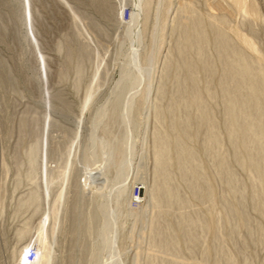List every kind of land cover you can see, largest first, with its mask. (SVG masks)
<instances>
[{
    "label": "rangeland",
    "instance_id": "1",
    "mask_svg": "<svg viewBox=\"0 0 264 264\" xmlns=\"http://www.w3.org/2000/svg\"><path fill=\"white\" fill-rule=\"evenodd\" d=\"M101 1L0 0V264H17L13 255L21 243L30 244V249L38 250L36 237L47 216L45 227L48 230L47 235L55 259L53 264H108L104 255L106 230L102 224L101 214L92 224L89 222V214L101 203L100 191L93 187V178L100 171L111 184L114 180V171L121 165L120 139L123 129L111 122L109 114L115 103L113 101L120 99L123 92L121 91L123 87L120 85L118 87L117 84L126 69L125 29L127 30L130 18L127 19L125 14L127 10L133 11V0ZM180 1L168 0L167 2L171 3L169 4L153 0L150 19L144 31L146 34L143 41L146 42L143 43L146 45L142 44L140 52L142 54L146 52L144 57H150L151 62H147V67L150 69V79L154 82L148 96H137L133 103L137 127L136 134L134 133L131 173L135 176L117 207L120 216L116 226V251L118 254L122 253V262L125 264L137 262L136 259L139 257L137 264H152V262L166 264L167 260H174L178 256L179 261L184 259L181 261L183 264H204L205 260H207L205 264H215L218 260L228 264H264V208L263 212H260L255 207L253 189L256 185L253 176L242 165L240 166L237 157L235 160L232 145L226 135V128L223 127L225 109L218 87L222 67L212 44H208L206 50L208 49L207 53L214 62L213 86L216 91L214 99H209L205 91L207 76L205 71L199 68L200 62L196 58V52L189 49L188 56L194 64L195 62L198 64H195L198 66L196 69L198 73L195 74L198 84L196 85L217 121L222 136L220 146L229 162L228 165L230 164L240 182L242 196H234L226 183V177H223L220 171L217 172L219 168L216 164L213 165L214 163L209 161L203 149L204 130H199L194 125L190 131L191 136L182 137L194 148L197 159L203 164L205 177L204 180L199 181V185H204L200 186L204 189L205 184L210 183L213 199L209 201L208 198L193 197L192 191L181 179L179 167L171 164L170 172L173 171L171 173L173 181L176 186L178 185L182 197L190 204L182 211H177L176 208V211L174 208L171 209L162 220L166 223L168 219L166 224H172H168L172 227L169 229L171 237L175 238L177 233L181 234H177L175 238L180 243L179 245L177 243L179 252L177 253L178 250H176L169 253L162 248L160 250L158 244L151 239L152 220L156 213L151 197V190L156 181L153 172L155 167L153 133L160 128L165 130L166 134L169 133L170 138L175 137V128L168 127L173 121L167 112L168 107L175 104L171 103L177 90L175 83L178 80L175 78L185 79L176 53V44L179 39L177 37H180L181 31L173 29L171 21L174 8L180 4ZM206 1H191L194 9L196 8L195 10L201 14L198 15L200 21L204 18L203 24L206 22V13H208ZM250 1L256 5L258 17L252 14L249 15L250 18L245 17L231 3L226 10L231 6L233 8L227 10L228 12L225 10L228 14L225 16L229 25L233 27L246 26L251 20L255 32L254 40L256 41L254 42L259 52L250 53L247 50L245 52L246 54L249 52L252 58L262 57L261 63L264 68V0ZM75 13L80 18L75 19L77 21L73 20ZM161 15L165 19H160ZM260 16L261 20H259ZM85 17L86 21L81 20ZM88 18L92 20L91 23ZM88 23L89 28H86L91 37L85 31ZM91 24L96 25V28ZM80 32L83 33L81 38ZM87 42L90 45H87ZM81 45L90 47L80 50ZM89 49L91 54L88 52ZM165 50H170L171 71L169 70L167 77L162 78L164 98L158 96L156 87L163 71L161 61L168 53ZM80 51L88 52L91 57L89 55L82 57ZM117 87L119 90H115ZM189 89L190 85H187L186 90L189 91ZM187 91L186 95H188ZM174 110V118L177 120L184 117L196 120L197 112L193 107L184 109L174 105ZM158 112H161L162 116L165 115L161 127L155 117ZM79 126H82L81 129ZM99 139H104V145L102 141V143L98 142ZM99 147L102 148L101 153L98 152ZM110 147L112 148L109 149ZM173 148L174 146L169 148L170 156L172 162L177 164L176 152ZM93 152L103 155V159L107 152H110L111 159L107 173L106 169L101 170H104L108 159L101 161L105 165L101 163V166L99 163L101 169L99 166V168L96 167L97 164L87 168L86 164L95 160L92 156ZM32 159L35 161L34 169L30 167ZM103 165L104 168H102ZM51 179L54 181L50 183ZM136 187L144 188L143 200L140 204L132 200V192ZM33 193H36L38 198L34 202L30 198ZM48 193L51 201L48 200ZM63 199H66L65 204ZM226 202L242 205L246 217L248 216L250 220L248 227L240 225L239 220L233 215L226 214ZM183 211L190 214L200 213L206 218L207 226L209 225L207 231L197 232L199 242L193 251L190 250L182 232L175 231L179 228L174 225L181 223V217L180 215L178 217V214ZM90 227L92 229H89ZM134 253L136 255L142 253V255L139 257L134 255L135 259ZM171 253H176L177 256L174 257L176 254ZM124 257L126 259L123 260Z\"/></svg>",
    "mask_w": 264,
    "mask_h": 264
},
{
    "label": "bare ground",
    "instance_id": "2",
    "mask_svg": "<svg viewBox=\"0 0 264 264\" xmlns=\"http://www.w3.org/2000/svg\"><path fill=\"white\" fill-rule=\"evenodd\" d=\"M159 1L161 3H165V2L169 3L170 2V1L167 2L168 0L167 1L166 0H159ZM191 1L192 0H181L180 4L174 8L173 19L171 18L172 16L170 17L172 19L171 21L173 23L172 26H174L173 29L176 28L177 30L179 29V31H181V34H179L180 37H177L179 39H178L177 44H176V48H177L176 53H177V57L179 59V60L177 59L179 61V63L178 62L177 63L180 65L179 67H180L181 71H184V75H185L184 76L185 79H183V80L182 79L180 80V78L179 79L175 78V80L176 79L178 80L177 83H175V84H177L176 85L177 90H176V94L173 95L174 96V98L172 99L173 102L171 100L170 101L173 104L175 103L174 105H177V107H180V108L182 107L184 109H187V108L191 109V107H193L194 111L196 109V112H197L196 120L192 119L193 120L192 121L190 117H184L183 119H178V120L175 119L174 117H175V110L176 109L174 110V105H173L171 107H168L167 113L170 115L169 117H171V119L173 121V122L171 121L172 123L169 122V123H171V124H169L171 126L168 125V127L169 128H171V127L175 128V130L173 129L174 133L176 132L175 137L173 136V138L172 137L170 138V136H169L170 134L169 133L166 134L165 133L166 131L162 130L160 128L156 129L155 132L153 133V150H154L153 153H154V163H155V165H154L155 167H154L153 172H154L156 181L154 182L153 189L151 190L152 192L151 191L150 192H151V197L153 200V205L156 208V210H155L156 213H155L153 220H152V230H151L152 231L151 232L152 238L151 239L153 240V242L158 244V246L160 247V250L162 248L165 251L166 250L169 251V253L172 251L176 252V250H178L177 253L179 252V247H177V246L180 243H178L175 238L181 234H178L176 232L178 234V235L176 234L177 235L176 236L175 232L172 230L174 232L175 238L171 237L172 235L169 231L171 226L169 227L168 224L169 225H172V224H170V223L166 224L168 219H166L167 221L164 220V221H166V223H164L162 221L163 217H165L164 215L167 212L171 211V209H173V208H174V210L176 208L177 211L178 210L182 211V210L186 209L188 207V205H190L188 200H186L182 197V195L179 192L178 185L176 186V184L174 183L175 181H173V177H172L173 174L171 176V173L173 171L170 172V170H172L171 164H174L177 167H179V170L181 172V173L180 172L179 173L182 176L181 179H183L184 182L186 183L185 186L188 185V187L190 188V191H192L191 193H193V197H195L196 199L208 198L209 201L213 199V197H212L213 196L212 195L213 190H212L211 184L207 183V185H206L204 183L205 184L204 189L202 188L204 185L201 184L202 187H200L201 185H199L200 184L199 181L204 180V177H205V176H203V168H202L204 166H202L203 164L200 163L201 161L197 159L198 156L196 155V151L194 150V148L191 147L189 144H187L185 139H183V137L188 138L189 135L191 136L190 131L194 125L199 130H202V129L204 130L205 136L203 139V141H204L203 142L204 143L203 149H204V152L207 155L209 161L214 163L213 165L216 164V166L219 168V170H217V172L220 171L219 173H221L223 177L224 176L226 177V180H227L226 183H228L229 189L234 194V196H242V191H241L242 188H241L240 182H239L236 174H234L233 169H231L232 167H230V164L228 165L229 162L227 161V158L224 154V151H222V148L220 146V144H222L221 143V141H222L221 137L222 136H221L220 130L218 129L219 126L217 124V121L213 117V114H212V111L209 107V104L207 103V101L204 99L201 92L197 88L198 84L196 82V75L195 74H196V72L198 73V71H196V69H198L197 68L198 66L195 65V64H197L196 62L194 64L192 62L193 60L189 59V56H188L189 49H193L196 52L195 55H197V57L196 56L195 57L197 58V60H199L200 63L198 61L197 62L201 66V67L199 66V68H202L206 73L207 83H206L205 91H207V94H208L207 96L210 97L209 99H214V97H216V91H215V88L213 86V76L215 75V73L213 75V72H214L213 64H214V62H212L209 54L207 53L208 49L206 50V48H207L208 44H212L214 49H215V52H216L215 54L218 56L217 58L219 59V64H221V67H222V71H221L222 76H221V78L219 77L220 79L218 82V87H219V90H220L221 95H222V100H223L224 109H225V115H224L225 120L223 121L224 122L223 127L226 128V133H227V134L226 133L225 134L228 135L229 142L232 145L234 155H235V160L237 157V159L240 163V166L242 165V167L247 169L251 173V175L253 176V179H254L253 181H254V184L256 185V187H254V189H253V199L256 203L255 207H257V209L260 212H263V208H264V68H263L262 63H261L262 57L259 59V58H255L253 56L255 58L254 59V58H252V56H250L248 54L249 52L247 53L249 56L245 52V50L250 51V53L251 52L252 53L259 52L257 47L255 46L256 45L254 42V41H256V40H254L255 39V37H254L255 32L253 30L251 20H250V22H248V25H246V26L244 25V26H234L233 27V26L229 25V21L227 22V19H226L227 16H225L226 11L229 10L230 8H233L231 6L230 8L228 7V9L226 10V7L229 6L231 3L236 8H238L243 13V15L245 17L248 18L250 14H252L253 16L256 15L258 17L259 15L257 13L256 5L250 0H207V1L205 0L207 2L206 8H208V10H207L208 13H206L207 11L205 12L207 14V16L204 15V17L206 16L207 18H206L205 24H203L204 18H202L201 19L202 21H200V17L198 16L200 14V12L198 13L197 10H195L196 8L194 9V7H193L194 5ZM193 2H194V0H193ZM152 3H153V0H133V3H132L133 4V11L131 12V10H130L131 17L129 19V24H127L128 27L126 26L127 30L125 29V31H126L125 33H126V37H127V48H126L127 49V56H126V61H125V66H126L125 68L126 69L122 73L121 79L119 80V82L117 84L118 87H119V85H120V87H123L121 90L123 92H122L120 99L113 101V102H115L113 105V108H111V106H110L111 111H110L109 116H110L111 122L114 125L118 124L119 127L121 129H123V133H122V136L120 139V145H121L120 146L121 147L120 152H121V157H122L121 165L116 169V171H114V173H115L114 174V180L111 184L108 183V180L98 170L97 171L99 173L97 172V174L93 178L94 182L92 181L93 187L96 189L98 188L100 191L101 203L99 204V206L96 208L95 211H92V213L89 214V222H90V224H92L94 221H96L98 219V216L101 214L102 224H103L104 229L106 230L104 255H106L105 261H107L108 264H123L124 263V262H122V256H123L122 253L118 254V251H116V247H115L116 242H117L116 241L117 240L116 226L118 224L117 221L119 220L118 216H120V214L118 213L117 207L120 204V201H121L120 199H122V196L124 195L125 191L131 186V183L133 182L134 176H135V174L133 175L131 173V171H132V158L134 157L133 156V154H134L133 153L134 137H135L134 133L136 134L135 130L137 127V120L134 117V104L133 103L136 100L135 98H137V96H141V95H143L144 97L146 95L148 96V94L150 93V90L153 87L152 83L154 82V81L152 82L150 79V75H149L150 69L147 67L148 66L147 62L149 63L150 57H148V58H147V56L144 57V54L146 53L145 51H144L145 53H143V54H142V52H140V47L142 46V44H145L143 42H146V41H143L144 34H146V33H144V31L146 30L147 23L149 22V19H150ZM103 4H105V3H103ZM169 4H171V3H169ZM177 4H178V2H177ZM66 5H68V4H66ZM169 9L171 11L170 7H169ZM167 12H169V10ZM70 13H71V11H70ZM162 14H164V16H166L165 13H162ZM226 15H228V14H226ZM164 16L161 15L160 19H162V20L165 19ZM82 17H84V16H82ZM86 17L81 19V20L84 21L86 19ZM75 19H80L76 13L74 14L73 20H75ZM259 20H261V16H260ZM75 21H77V20H75ZM89 21H90V19H89ZM91 21H90V23H91ZM93 23H94V21H93ZM86 25L87 26H85V31L90 36L89 31L86 28V27H88L89 23ZM162 25H161V27H162ZM75 27H77V26H75ZM82 27H83V25H82ZM93 27L96 28V25ZM79 31H81V30H79ZM82 35H83V33L80 32L79 37L81 38ZM80 38H78V39H80ZM86 38H88V37H86ZM78 39H77V41H80ZM89 39L92 40L91 38H89ZM83 44L85 45V43H83ZM88 44L89 43L87 42V45ZM81 46L82 47L80 48V50L82 48L87 49L90 47V46L89 47H86V46L83 47V45H81ZM90 51H91V49H89L88 52L90 53ZM92 51H94V50H92ZM158 51L159 50H157V52ZM169 51L168 50L166 51V53L168 52L167 54L164 53L165 58L163 57L164 60L161 61V63L163 62L162 63L163 69L162 68H160V69H162L163 71L162 70H161L162 72L160 71L161 72V77H160L161 80L159 79L158 87H156L158 89V91H157L158 96H161V97H164L163 91H165V90H163L164 86L162 87V84H163L162 78H163V76H166V75L168 76L169 70L171 69L170 68L171 67V60H169L170 59V57H169L170 52ZM80 52H81L82 57H83V55H85V56L89 55L88 52H86V51H80ZM177 75H179V74H177ZM8 81H9V79H8ZM187 85H190L189 91L186 90ZM118 87L115 90H119ZM140 89H141V91H140ZM186 91H187L188 95H186ZM138 93H140V95H138ZM144 97H142V99ZM142 103H143V101H142ZM164 108H166V107H164ZM178 111H179V109H178ZM160 113L159 112L156 113L155 117H156L158 125H160V127H161L163 124V121H164L163 119H165L164 118L165 115L163 114V116H164L163 117ZM224 117H223V119H224ZM158 125H155V127L156 126L158 127ZM81 127L82 126H79L80 129H81ZM164 127H165V125H164ZM179 135H181V137ZM96 138L98 139V137H96ZM190 138H189V140H191ZM103 140L99 139L98 142L99 141H100V143L103 142L102 144L104 145L105 142ZM100 143H98V144L100 145ZM102 144H101V146H103ZM170 146H174L173 149H175V152H176V154L175 153L174 154L176 155L175 158L177 159V162H176L177 164L172 162V159L170 156V152H171L170 150L171 149H169ZM111 148L112 147H110L109 149H111ZM94 149H95V147H94ZM99 149H100V147H99ZM101 149L98 152L101 153V151H102ZM100 153H94L92 156L95 158V160L92 162H88V163L85 161L87 163V164L86 163L85 164L87 165L88 169L92 166L94 167L95 164H97L96 167L99 166L100 168L99 167L98 168L101 169V166H102L101 163L104 164V162H101V161H105L108 159L107 160L108 162L107 161L105 162L106 165L104 164L105 168H104V165L102 167V168H104V170H101V171H105V169H106V173H107V171L109 170V167H108L109 161L111 159L110 158V152H107L104 159L102 158L103 155H100ZM202 154H203V152H202ZM92 160H93V158H92ZM99 163L101 164V166ZM34 164H35V161H34V159H32L30 161L31 169H34ZM76 170H78V169H76ZM91 170H93V169H91ZM91 170H90V172H92ZM70 172H72V171H70ZM93 174H94V171H93ZM52 175H54V174H52ZM68 175H69V173H68ZM53 181H54V179L53 180L51 179L50 183ZM73 181L75 182V180H73ZM203 182H206V181H203ZM73 184H75V183H73ZM67 190H69V189H67ZM74 191H76V190H74ZM71 192H73V191H71ZM47 197L49 200L50 199L49 193H48ZM30 198H31V201H33V202L38 199L36 193H33ZM50 201H51V199H50ZM53 203H54V201H53ZM65 203H66V199H63V204H65ZM226 203H228V202H226ZM226 203H225L226 214H228L230 216L233 215L234 217H236L239 220L240 225H242L244 227H248L250 225V220H249L248 216L246 217V214L243 211L242 205L241 204L238 205L237 203H236L237 205H233V204H231L232 202L228 203V204H226ZM153 205H152V207H153ZM74 206H75V204H74ZM74 211H75V209H74ZM145 211H146V209H145ZM184 212H186V211H183L181 214L177 213L178 217H179V215L181 217V223L179 222L177 225H174V226H177V228H179L178 230L175 229V231L182 232L185 241L190 246V250L193 251V249L196 248L197 242H199L198 237H197V235H198L197 232L200 230L208 229L209 225L207 226L206 218L204 216L200 215V213L198 214L195 212L193 214L192 213L190 214L188 212H186V213H184ZM233 216H232V218H234ZM47 219H48V216L44 220V222L41 226V229H39L40 231H38V235L36 237V239H37L36 244H37V249H38L36 251L38 253V258L34 264H53V262L55 260L53 258V255H52L53 253H52L51 243L49 242V237L47 235L48 230L45 227V223H46ZM71 219H74V218H71ZM178 219H180V218H178ZM237 219H236V221H238ZM177 221H180V220H177ZM176 223L177 222H175V224ZM236 225L238 226L237 222H236ZM89 229H92V227H90ZM171 229H172V227H171ZM168 231H169V233H168ZM149 235H151V234H149ZM178 240H180L179 237H178ZM177 243H178V245H177ZM29 250H30V244H26V243L22 244L21 243L20 245H18V248L13 255V259H15L17 264H27V260H23L24 259L23 255H25V259H27V253ZM137 250H139V249H137ZM159 253H161V252H159ZM169 253H167V254H169ZM137 254L138 255H136L134 253L133 256L136 255L137 257H139V255L140 256L142 255V253L141 254L137 253ZM156 254L158 256V253H156ZM164 254L165 253H163V255ZM171 254L173 255L176 253H171ZM179 255H180V253H179ZM91 256H93V255L91 254ZM176 256H177V254L174 257H176ZM134 258H135V256H134ZM139 258L138 259L135 258L136 261L137 260L139 261ZM178 258H179V256L176 257V259L173 258L174 260H172V259L167 260L166 259L167 260L166 264H183V263H181V261H184V259L179 261ZM124 259H126V258L124 257L123 260ZM148 259H149V257H148ZM134 260H132V262ZM206 261L207 260L204 261V264L206 263ZM137 262H134V263L137 264ZM164 262H165V259H164ZM134 263H132V264H134ZM147 263H149V262H147ZM200 263H201V261H200ZM97 264H99V263H97ZM152 264H154V263L152 262ZM215 264H228V263H226V262L223 263L221 260H218V261H215Z\"/></svg>",
    "mask_w": 264,
    "mask_h": 264
},
{
    "label": "built area",
    "instance_id": "3",
    "mask_svg": "<svg viewBox=\"0 0 264 264\" xmlns=\"http://www.w3.org/2000/svg\"><path fill=\"white\" fill-rule=\"evenodd\" d=\"M125 16L127 19H129L131 16V12L127 10ZM143 192H144V188L142 187H136L133 190L132 200L134 201V203L136 204L142 203ZM37 258H38V253L36 251V248H31L27 253V264H34Z\"/></svg>",
    "mask_w": 264,
    "mask_h": 264
}]
</instances>
